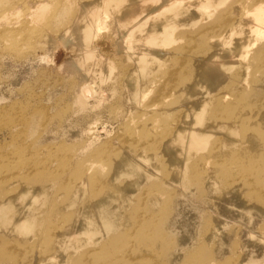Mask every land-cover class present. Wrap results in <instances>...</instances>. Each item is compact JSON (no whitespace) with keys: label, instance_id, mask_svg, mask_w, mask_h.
Here are the masks:
<instances>
[{"label":"rangeland","instance_id":"374dc122","mask_svg":"<svg viewBox=\"0 0 264 264\" xmlns=\"http://www.w3.org/2000/svg\"><path fill=\"white\" fill-rule=\"evenodd\" d=\"M45 1L49 12L31 18L28 6ZM90 1L0 0V264H264V28L250 33L245 20L263 0L184 5L167 41L143 65L110 27L81 44L67 32L79 5ZM241 34L256 45L231 54ZM83 48L93 55L78 61ZM194 105L204 108L198 132H207L205 122L221 109L215 124L236 129L235 146L218 148L214 167L190 159L185 167L196 164V174L180 180L166 175L178 167L164 153L139 158L138 168L158 171L129 189L118 211L107 210L104 217L117 225L97 235L100 217L89 213L126 178L111 180L110 160L125 150L134 159L152 136L154 116L160 133ZM216 132L202 156L224 138ZM135 200L142 232L132 224ZM10 206L18 214L2 222ZM125 232L131 235L124 241Z\"/></svg>","mask_w":264,"mask_h":264},{"label":"bare ground","instance_id":"6f19581e","mask_svg":"<svg viewBox=\"0 0 264 264\" xmlns=\"http://www.w3.org/2000/svg\"><path fill=\"white\" fill-rule=\"evenodd\" d=\"M253 1L255 2V0ZM253 1H251V3ZM131 2L132 4H129ZM192 3H194L195 5L199 4L198 1L196 0H95V1L91 0L90 2H84L79 5L77 14L74 17V21L69 24L66 30L69 34L75 36L76 41H78V43L81 44V42L88 39L89 35L95 36L98 33L107 31L108 27H110L111 30L114 32V34L120 35L121 38L124 37L125 44H126L125 48L128 50H132V52L139 57L140 63H137V65H141V64L143 65L145 63L144 57H146L147 55L154 54V48L158 47L159 45L158 42L167 41V39L169 38L167 36V32L169 29L176 27L175 20L179 16L183 7H185L184 5H187V4L190 5ZM252 7L253 9L250 8L251 11H248L247 9V12H245L246 27H247L248 32L256 33L264 28V0L261 1L260 3L259 2L256 3ZM28 8L30 10L29 16L31 18L43 17L50 10V9L46 10L47 9L46 1L43 3V6L40 5V2H37V3H32L30 6H28ZM112 10H116L113 17L111 16ZM244 32L241 31L240 33H244ZM132 38H134V43L131 41ZM231 38L229 40H231ZM236 40L238 41L233 46H231L232 48L229 50V52L234 55L237 52L242 53V52H248L249 50H252L251 48H253L257 42V40L254 39L253 37H250L249 35H242V34L238 36V39L236 38ZM230 43H234V42H230ZM79 46H80L79 48H81V45ZM80 50H83V51L80 52V54H78V61L82 60L83 57L85 58V57H89L93 55V53L90 52L89 50H86V48H83ZM255 54L257 55V52ZM260 55L262 56V54ZM215 56L217 55L214 54L213 57H210V59H213ZM218 56H220L219 53H218ZM222 56H225V55H222ZM263 61L262 63H264ZM208 62L209 60L205 59L204 66L205 64H208ZM210 67L212 66L210 65ZM138 70L139 69H135L132 72H130L129 79L134 81V79L137 78ZM195 82H198V81L195 80ZM231 83L233 84V82ZM234 83H235V80H234ZM84 92L86 96L88 97L91 96L90 94L91 92L89 89H84ZM220 97L222 96L220 95ZM216 98L218 99V96ZM212 100L214 101L213 98ZM216 101H215V105L218 104V102ZM210 106H212V103ZM220 110H216L215 108L214 112L212 113L213 119L208 122H205V125H207L208 127H211L207 129V132L205 133L198 132L200 130L198 129L199 126L200 125L203 126L202 125L203 123L202 113L204 111V108L196 107L195 105L192 108H187L180 113L179 121L177 122V125L175 126V128H171V129L164 128L162 132L160 133H155V130L159 128V121H158V117L154 116L153 117L154 119L152 118V123L147 126L148 135L149 136L152 135V136L147 142L139 145V148L137 149V154H136L137 156H135L134 159L130 157L128 150H125L121 159L116 160V162L111 161L105 156L103 157V160L105 162L109 163L108 161L110 160V163H112L113 171L109 175L111 177V180H116L117 178H122V177H126V178H125L124 184L122 185L123 188L119 189L115 193L114 196H112L113 194L108 195L107 192L99 196L98 188L94 187V191H96L95 195L99 196L102 202L101 203L98 202L99 205L95 206V210L93 209L94 211L93 214L89 212L88 213L89 215H92V216L94 215V213H96L95 216L100 217L97 222L98 223L97 224L98 229H96L98 233L97 235L104 234L108 230L112 229L114 226L117 225L115 220L104 217L105 214H108L107 210L109 209L112 210L113 208L114 211L115 210L118 211L121 207H123V205L126 204L127 201H129L128 197L126 196V194L129 192L128 190L129 189L132 190L133 186L140 184L139 182H141L143 179L145 178L147 179L150 175H153L152 171H156V170L158 171V167L154 165L151 166L150 174L149 172H146L144 169L138 168L135 165V163L137 162L139 158H141V160H144V159L152 160V159H156L157 157L160 156V154L162 155L164 153L165 155L170 157L168 159L169 161H165V162H167V164L169 165L176 163L178 167L176 172L174 171L175 173L167 174L166 172V175L170 179L175 177V180L176 179L180 180L185 174L187 175L188 173H192L194 175L196 174V167H197L196 164L193 163L194 164L193 166L190 165L191 167L189 170L188 168L185 167L186 162L190 161V159L197 156L196 161L198 160L200 161V163L204 162L203 165L205 166L214 167L212 164L217 163V152H218L217 149L221 148L223 150L231 145L232 147L235 146L234 144L235 142L233 140L235 139L234 137L238 136L236 129L231 128L227 124L226 125L222 123L215 124V122L221 121L223 119V116L225 115L224 112L222 113ZM238 115H241V114L239 113ZM235 117H233L232 120H234ZM258 126H260V124ZM158 130L159 129H157V131ZM216 131H224V138L223 139L218 138L216 140L214 139L215 141L212 143L213 152L211 151L210 154L202 156L200 152L209 144L208 138L210 137V135L212 134L214 135L215 133H217ZM142 136H145V135H142ZM255 150L258 151L261 149H255ZM248 153H250V150H248ZM238 157H241V155H239ZM164 159L166 160V158ZM162 165H163V162H162ZM92 168H93V165L89 167V169H92ZM166 170L168 171L167 168ZM128 175L134 177V179L132 178L128 181V178H127ZM98 179H99V176H95L94 180L96 181ZM84 180L86 179H82V181ZM172 182H173L172 180H168L166 185L170 186ZM102 185L103 184H100V187L102 189L101 192L103 193L105 188H103L104 186L102 187ZM143 186L146 188L145 185ZM157 187L158 188H154V189H157L158 191H160L159 186ZM110 193H113V192H110ZM20 195H23V199L25 200L27 193L21 192ZM137 202H138L137 200L132 202V205L135 204L134 206L135 208L134 210H132V214H131L133 217L132 224L136 225L135 228H139V231L142 232L144 228L143 227L144 225L142 224L144 222L143 223L140 222V220L142 219H140L138 215L139 208L137 209V205H140V204H137ZM143 205H144V202H143ZM15 208L16 207L14 206L13 212L11 210V206L9 208L3 209V211L4 210L6 211L5 213L4 212L2 213V215L4 216V218H2L3 219L2 222L11 223L12 219H6V217L10 216L11 214L17 215L18 212L16 211ZM16 223H14L13 225H15ZM121 235H123V233ZM130 235L131 234L129 232H125V234L123 235L124 241L128 239ZM58 237L61 239L63 238L62 235L57 236V238Z\"/></svg>","mask_w":264,"mask_h":264}]
</instances>
